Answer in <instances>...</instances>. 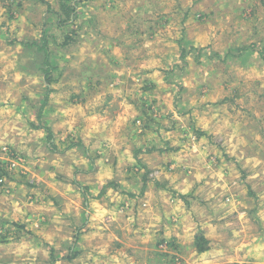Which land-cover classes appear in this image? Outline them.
Instances as JSON below:
<instances>
[{
  "label": "rangeland",
  "instance_id": "1",
  "mask_svg": "<svg viewBox=\"0 0 264 264\" xmlns=\"http://www.w3.org/2000/svg\"><path fill=\"white\" fill-rule=\"evenodd\" d=\"M61 1L0 0V264H264V20L236 17V0H68L69 16ZM44 30L76 34L47 88L9 43ZM198 105L208 133L192 140L182 116ZM118 113L130 148L116 156ZM161 171L182 189L172 217ZM108 182L131 197L100 200Z\"/></svg>",
  "mask_w": 264,
  "mask_h": 264
},
{
  "label": "crops",
  "instance_id": "2",
  "mask_svg": "<svg viewBox=\"0 0 264 264\" xmlns=\"http://www.w3.org/2000/svg\"><path fill=\"white\" fill-rule=\"evenodd\" d=\"M14 0H10V3H12ZM253 2H248V0H236V17H238V18H242V17H245V19H248V18H251L252 19V17H258V16H260L261 17V25H262V21L264 20V8L259 4L260 3V1L258 2L257 0H252ZM216 9H219V8H216ZM0 13H1V11H0ZM209 16V15H208ZM3 19H2V17H0V24H3ZM187 24V23H186ZM256 25L257 26H259V24L258 23H256ZM1 26V25H0ZM1 29V28H0ZM2 29H3V27H2ZM255 31V30H254ZM23 35L24 34H18L17 36H19V37H23ZM192 41H194V39L193 38H190ZM198 39H199V41H198V43L200 42V43H203L204 44V42H203V38L202 37H198ZM259 40H260V42H262V43H264V38H262V37H260L259 38ZM264 45V44H263ZM237 55V54H236ZM240 57L241 58H236V61H240L241 63H243L242 65H238V66H236V69L238 68V73L239 72H242L243 73V75H246V72H248V73H250V71H251V69H257V65L256 64H253V65H250L249 67H247V68H244L245 67V62H248V61H251V60H254V63H256L255 61H256V59L257 58H259L260 57V55L257 53V52H254L253 53V50H248V51H246V52H244L243 54H241L240 55ZM263 72H264V67H263ZM259 77H261V79H260V82L261 83H264V75H259ZM254 82H257V81H254ZM250 83H253V82H250ZM107 84H109V83H106L105 85H104V87L105 88H107V87H109V86H111V84H109L108 86H106ZM243 86H245V82H243V84H241L240 85V88L241 87H243ZM264 90V89H263ZM107 103H109V101H108V99H106V100H104V102H103V104H107ZM264 103V102H263ZM185 105V104H184ZM200 105V104H199ZM199 105L198 106H188V109H190V113H187L186 112V114H188V115H186L187 117H185V115H183L182 116V118H183V121L184 122H187L188 123V125L190 126V129H191V131L192 130H194L195 132H194V134H193V136H190L191 137V139L192 140H199V139H202V136L203 135H205L206 134V136H207V131H206V129H204L203 128V126L199 123V120H198V117H199V111H198V108H199ZM105 109H107V107H105ZM128 109L130 110L131 109V107H128ZM100 110H102L101 108H100ZM116 110L117 111H120L119 110V108H116ZM127 111V110H126ZM125 111V112H126ZM192 111H194L195 113H192ZM99 113V115L100 114H105L106 113V111H99L98 112ZM124 113V112H123ZM246 115H248V116H252V117H254L255 116V113H253L252 112V110L251 109H247L246 110ZM105 116V115H104ZM107 117V115L105 116V118ZM105 118H102V119H105ZM114 118H116V120L114 119ZM118 118V119H117ZM126 118L127 117H125V119L123 118V117H121V114L120 113H118V116L117 117H115L114 115H113V117H112V119L114 120L113 122L114 123H117L116 121L117 120H120V119H124V120H121V122H120V124L119 123H117L119 126H118V129H119V131L120 132H122V135L118 138V140H117V142L114 144V146H113V148H114V150H115V155L116 156H118V155H123V153H121V150H124L125 149V151L126 150H129V148H130V145L128 146V145H125L126 144V137H127V135H125L126 134V129H128L127 128V120H126ZM98 136H100V135H98ZM180 137V136H179ZM181 137H182V135H181ZM175 141H178L177 139H174ZM93 142V143H92ZM89 143H92L93 144V147H98V145L101 143V141L99 140V137H98V139L96 140L95 139V141H91L90 140V142ZM143 143H145V142H143ZM91 145V144H90ZM160 147V146H159ZM142 151V150H141ZM132 152V151H131ZM156 156H158L157 154H156ZM152 157H155V155L154 156H152ZM123 158H124V156H123ZM139 158V157H138ZM140 159V158H139ZM132 162H134V160H132ZM142 163H144L143 161H142ZM175 170H177V167H175L174 168ZM165 172H163V171H161V172H159V176L160 177H162V179H166V183H164V185L165 186H163V187H159L160 186V184H158L157 182H154L153 181V185L155 186V188H154V186L153 185H151V182L152 181H147V180H144L145 181V186H144V192H146V190L148 189L149 191L150 190H153V189H155L156 191H154L157 195H160V202H159V204H160V206H161V198H163L164 199V201H166V208L167 209H171L170 210V212L168 213V217H172V215H175L176 214V210L174 209V204L176 203V201H177V198H176V196H177V194H181L180 193V191L182 190V189H179V187L175 184V185H167V184H170L171 183V181H173V180H170V178L169 177H166L165 176V174H164ZM164 177V178H163ZM149 180V179H148ZM129 181V185L127 186V191H128V189L131 187V183L133 184L134 182V180H133V178H131L130 180H128ZM179 181V180H178ZM177 180H174V182H177V183H179ZM150 183V184H149ZM89 185V187L91 188V186H90V184H88ZM126 185H124V187H125ZM103 187V183L101 184V186L99 187V188H102ZM147 187V188H146ZM158 187V188H157ZM160 188V189H159ZM160 190V191H158V190ZM118 191H120V193L119 192H108V194L105 196V191L102 193V195H101V199L100 200H103L104 198H107V197H109V196H114L115 198H117V200L119 199V198H122V197H125V198H127L128 199V197H131V196H128L127 194H124V191H126V190H123V189H118ZM167 191H168V193H167ZM177 191V192H176ZM184 191V190H183ZM188 191V190H187ZM167 193V194H166ZM184 193H186V192H184ZM128 196V197H127ZM178 197V196H177ZM138 197L137 196H134V199H137ZM116 200V201H117ZM103 206H107V207H111L108 203L106 204V205H103ZM103 209H105V208H103ZM106 210V209H105ZM95 219H97L96 217H94ZM86 223V221H84L83 222V220H82V218H78V220L76 221V227H77V229L80 231V232H84L85 230H87V228H86V226L88 225V223H87V225L85 226L84 224ZM168 230H170V228H168ZM75 243H77V245L79 244V242H77V241H74ZM193 246H192V244L190 245V249L192 248ZM88 249H89V247H87V246H83V252L84 253H86L87 251H88ZM106 260H108V261H110L111 263H112V261L114 262V259H111V257L110 258H108L107 257V259Z\"/></svg>",
  "mask_w": 264,
  "mask_h": 264
},
{
  "label": "trees",
  "instance_id": "3",
  "mask_svg": "<svg viewBox=\"0 0 264 264\" xmlns=\"http://www.w3.org/2000/svg\"><path fill=\"white\" fill-rule=\"evenodd\" d=\"M77 4L78 2L72 4V1L70 2L68 0L61 1L59 9L61 10V14H63L62 16H69L70 14H74ZM59 21H56L57 26H61ZM75 35H76L75 32H73L72 30H70V32H63L61 33L60 36L61 43L60 41L58 43V38L56 36H49L47 31L44 30L42 31V34L39 38L33 39V37L25 36L23 38H15L13 40H10L9 43L11 44L18 43L20 46L23 47L25 52L33 54V56L37 57L38 60H40L38 62V64L40 65L39 69L40 72H42L44 75V81L47 84L46 85L47 88V86L52 81V71L54 68L53 67L54 60L52 59V57L55 54L56 47L58 46V48H61L62 51H64V49L68 48L71 45V43H73V37H75ZM49 40H51V42H49ZM183 56H184V51L182 52V56H181L182 59ZM74 145H72V147ZM109 186L117 187L118 182H116V185H114L113 182H108L107 184L103 183V187L100 190V195H102V193L104 192L105 190L104 188ZM83 220H85V217H83ZM77 238L78 237L75 236V239ZM207 244L208 242L206 238H204L201 234L195 235L193 246L195 247L197 252L201 253L207 250L208 248L206 247Z\"/></svg>",
  "mask_w": 264,
  "mask_h": 264
}]
</instances>
